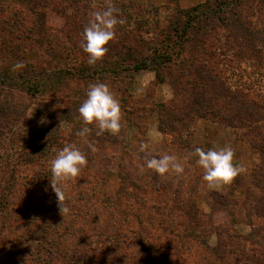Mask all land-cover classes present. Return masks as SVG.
Segmentation results:
<instances>
[{"label":"rangeland","instance_id":"obj_1","mask_svg":"<svg viewBox=\"0 0 264 264\" xmlns=\"http://www.w3.org/2000/svg\"><path fill=\"white\" fill-rule=\"evenodd\" d=\"M204 2L0 0V66L9 60L7 49L12 47V53L16 50L26 57L23 62L33 72H73L74 67L88 65L87 55L73 48L79 41L74 28L84 30L93 12L122 4L128 12L124 15L131 18L120 24V32L115 28L111 44L120 42L125 30L149 44L152 37L144 29L152 28L151 34L177 9ZM85 3L90 7L83 10ZM257 8L250 19L263 29ZM84 13L90 19L79 24ZM58 14L66 18L64 34L49 28L50 20L59 21ZM76 14L80 15L72 22ZM45 19L43 37L51 32L60 39L39 47L37 24ZM218 44L224 47L222 39ZM259 56L257 61L231 57L225 64L215 60L211 65L222 72L236 102L249 100L264 108V50ZM121 60L104 56L93 66L120 105L121 129L115 135L97 136L98 129L89 125L91 132L80 137L77 133L84 124L64 121L59 115L50 121V114L61 110L70 114L73 103L86 98L87 81L65 79L68 87L59 93L12 91L22 117L0 134V264H264V215L253 212L264 200V123L248 128L192 112L189 106L199 98L192 86L182 81L177 91L166 78L157 79L148 69L133 70L131 63L121 65L127 69L117 75L102 70L110 68L105 63L117 65ZM208 103L220 110L229 101L218 96ZM229 108L220 115L233 114L232 105ZM69 144L84 153L87 164L66 184L64 203L69 211L61 213L50 187V167L56 153ZM224 146L234 150V163L244 170L230 184L210 190L196 157L189 154L196 147L207 151ZM165 153L183 164L181 175L160 177L142 167L147 159ZM43 174L47 179L40 184ZM220 203L231 215L215 211L221 209Z\"/></svg>","mask_w":264,"mask_h":264},{"label":"trees","instance_id":"obj_2","mask_svg":"<svg viewBox=\"0 0 264 264\" xmlns=\"http://www.w3.org/2000/svg\"><path fill=\"white\" fill-rule=\"evenodd\" d=\"M37 3L36 5H39V2ZM32 5H35V3L33 2ZM255 5L259 7L257 8L259 16H263L262 25L264 27V0H205L203 4L189 9H177L172 16L166 19L161 28L159 26L153 28L151 34L149 29L152 28L144 29L143 33L152 37L153 42L149 44L142 39L138 41L132 36V31L125 30L118 39L120 42L111 44L110 41L108 43L106 46L108 51L105 54V56L112 58H122L121 63L117 65H115V62L105 63L110 68L102 70L117 75L118 72L127 69L121 65L131 63V69L133 70L148 69L154 72L157 79L164 81L166 78L177 91V84L184 81L194 88L193 92L199 97L195 100V105L189 106L190 111L201 116L211 114L229 125L236 123L240 126L246 125L248 128L257 126V124L264 123V108L260 107V104L258 105L249 100L236 102L235 95L230 93L221 77L222 72L211 65H216L215 60H217V63L225 64L224 61L228 62L231 57L237 59V61H257L260 59L259 55L264 50V28H257L254 21L250 19V17L255 16ZM88 7L90 6L85 3L81 6V9L86 10ZM112 7L118 9L117 19H122L124 23H127V18H131L130 15H124L128 12L122 10L124 8L122 4L121 6L114 4ZM29 12L34 13L30 7ZM77 15L80 14H76L72 22H75ZM56 17L59 21L50 20L48 23L49 28L50 30H58V34H64L66 32L64 31L66 18L61 14ZM89 19L90 16L84 13L80 15L79 24L86 23ZM45 24L46 19L41 25L37 24L39 26L36 31L41 36V40L37 42L39 47L44 46V43L49 46L54 40L60 39L59 36L53 37L51 32L44 38ZM82 28L83 26L80 29L74 28L76 29L75 33H78L76 37L79 41L73 43V48L76 51L81 50L80 52L85 54L81 48L82 41L78 44L80 39L82 40ZM115 28L118 29L117 32H120L122 26L117 24ZM64 37L68 39L66 35ZM221 39L224 47L218 44ZM131 41L135 42L131 43ZM138 42L144 46L138 45ZM13 49L8 47L7 51L11 53V56L6 63L4 62V67L0 66V134L3 133L4 129H8L15 123L17 118L22 117V111L17 108L12 91L24 92L28 95L45 92L59 93L62 88L68 87V84L64 81L65 79L87 81L89 83L88 87L90 84H94L95 80L102 83L103 76L93 66L86 64L82 67H74L73 72L63 69H56L51 73L40 72L39 74L33 72L30 70L33 67L23 62L26 57L17 55L16 50L12 53ZM216 50L222 56H220V59H217ZM225 54L230 55L225 56ZM71 55H73V52ZM11 61H15V63H11ZM17 65L20 66L17 67ZM188 77L190 80H186ZM218 96L229 101L228 104H222L220 110H216L215 106L208 103L211 100H216ZM73 104L70 114L65 110H61L59 114H50V121L59 115L58 117H62L64 121L84 124L78 113L81 102H74ZM230 105H232L234 113L228 117L220 115L228 112L231 109L229 108ZM173 122L174 119L171 118L169 120V123H171L169 128L171 129ZM259 147L261 149L262 146ZM38 178L40 184L47 179L44 174ZM219 198H221V202H224L223 196H219ZM259 203L262 207L258 209L254 206L253 212L256 215L258 212L264 215V200ZM232 204L236 206L237 201H233ZM220 206L221 209L215 211H223L231 215V212L226 208V204L220 203ZM249 236L253 237L254 235Z\"/></svg>","mask_w":264,"mask_h":264},{"label":"clouds","instance_id":"obj_3","mask_svg":"<svg viewBox=\"0 0 264 264\" xmlns=\"http://www.w3.org/2000/svg\"><path fill=\"white\" fill-rule=\"evenodd\" d=\"M116 13H118V9L112 6H108L103 11L92 13L91 19L83 30L81 43L83 52L87 54L88 65L94 66L102 60L108 51L106 46L115 38L116 25L124 23V20L117 19ZM19 66L17 65V67ZM78 113L86 125L77 133L80 137H85L91 132V128L87 125H94L98 129L97 136L105 132L115 135L121 129L120 105L107 84H90L86 98L78 108ZM40 123H46V120L41 119ZM88 146L92 151L95 150L91 144ZM141 150H144L143 146ZM189 155L196 157L195 163L203 170V180L210 190L230 184L244 170L242 166L234 163V150L230 146L212 148L207 151L196 147L194 152ZM86 164V156L74 144L63 147L52 159L49 181L61 213L69 211L64 203L66 184L77 178ZM142 167L154 171L160 177H165L169 173L179 176L184 172V166L178 158L167 153L158 158L153 156L147 159L146 164Z\"/></svg>","mask_w":264,"mask_h":264}]
</instances>
